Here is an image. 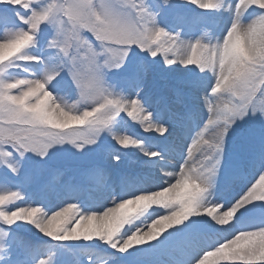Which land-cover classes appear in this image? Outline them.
<instances>
[{"label": "snow or ice", "instance_id": "6c2138e0", "mask_svg": "<svg viewBox=\"0 0 264 264\" xmlns=\"http://www.w3.org/2000/svg\"><path fill=\"white\" fill-rule=\"evenodd\" d=\"M157 65L182 70L178 99L204 93L206 123L171 111ZM246 118L264 122V0H0V264H68L66 242L87 264L103 246L105 264H264V137L228 168ZM64 145L100 154L80 183H55L47 160ZM122 149L147 171L122 172ZM227 185L241 190L222 199ZM106 186L120 191L99 205Z\"/></svg>", "mask_w": 264, "mask_h": 264}, {"label": "rangeland", "instance_id": "374dc122", "mask_svg": "<svg viewBox=\"0 0 264 264\" xmlns=\"http://www.w3.org/2000/svg\"><path fill=\"white\" fill-rule=\"evenodd\" d=\"M182 71L179 68L175 72H170L163 65H157L155 68L156 74V85H157V94L166 98L167 104L170 106L171 111L177 116L185 114L189 107L195 109V117L197 120L203 118V122L206 123V107L203 106V92H200L198 95L200 100L197 101L191 96L185 98H177L174 89L177 87L181 88L182 92L187 91V86L181 85L179 82V72ZM163 106V105H162ZM202 126V125H201ZM235 131L230 134L226 148L228 152V168L231 169L233 166L243 162L247 154L254 151L261 140L264 137V122H261L259 119H245L243 122H237L234 126ZM125 129L129 133H134L142 135L145 137L148 136H159L158 133H145L138 126L134 124L131 120L128 121ZM199 129L192 131L191 135L194 136L195 132ZM174 135L177 137V143H181L185 136L184 131L177 129V132L174 131ZM162 139V138H161ZM124 155L120 163V169L122 172L134 174L147 171V166L145 161L149 158L144 157L143 154L136 152L135 150H125L122 149ZM195 152V149H194ZM100 159V154L97 153V147L92 146L91 148L85 150L84 153H77L74 148L70 145H64L63 149L60 151L53 150L51 158L47 160V164L52 169L55 174V183L57 185L80 183L82 176L81 170L90 167L92 164L96 163ZM33 165H38L41 162L39 158H36L31 162ZM174 164L175 161L173 160ZM172 168H167L164 171H172ZM155 171V170H153ZM159 174L150 177L151 180H157ZM95 183H107L109 185L117 182L118 177L116 175H109L106 177L94 176L91 178ZM138 181L131 180V182L126 186L128 191H132L137 186ZM240 186L238 185H227L221 193L222 199H230L240 192ZM28 192L35 191V186L32 188L26 189ZM120 191L119 187L116 188L113 192L109 187H104L99 193H95L94 197L96 203L99 205L111 204V198L113 195H116ZM106 198V200H105ZM119 198V196H117ZM49 200L51 203L56 204V197L53 193H49ZM104 200V201H103ZM27 207L28 205H23ZM37 206V205H32ZM145 230H147L145 228ZM24 235L38 243L43 244V242H48L47 237H42L39 233L25 232ZM84 242H66L68 248L71 251L65 250L63 252L62 258L68 262V264H75L76 260L79 258L81 264H87V257L82 255L79 251V245ZM146 247V246H145ZM107 246H103L99 252H96L94 259H96V264H105L103 256L104 249ZM89 251H93L89 249ZM108 253L113 252L111 249H107ZM52 258H55V252H52ZM115 255L121 256V254L116 253ZM44 259L49 258L48 256L43 257ZM124 264H132L129 253H125L121 256ZM148 257H144V264H147ZM107 264H114L112 261H108Z\"/></svg>", "mask_w": 264, "mask_h": 264}, {"label": "bare ground", "instance_id": "6f19581e", "mask_svg": "<svg viewBox=\"0 0 264 264\" xmlns=\"http://www.w3.org/2000/svg\"><path fill=\"white\" fill-rule=\"evenodd\" d=\"M184 134H185V136L188 135L187 132H185V131H184ZM226 199H227V198H226ZM105 200H106V198H105ZM103 201H104V200H103Z\"/></svg>", "mask_w": 264, "mask_h": 264}]
</instances>
